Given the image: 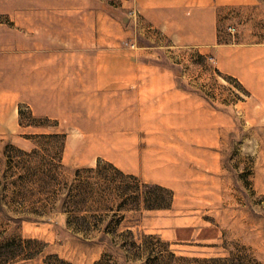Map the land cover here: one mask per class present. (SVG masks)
<instances>
[{
    "label": "rangeland",
    "instance_id": "rangeland-1",
    "mask_svg": "<svg viewBox=\"0 0 264 264\" xmlns=\"http://www.w3.org/2000/svg\"><path fill=\"white\" fill-rule=\"evenodd\" d=\"M216 16L193 45L137 0H0V264H264V0ZM152 73L179 107L141 113Z\"/></svg>",
    "mask_w": 264,
    "mask_h": 264
},
{
    "label": "crops",
    "instance_id": "crops-1",
    "mask_svg": "<svg viewBox=\"0 0 264 264\" xmlns=\"http://www.w3.org/2000/svg\"><path fill=\"white\" fill-rule=\"evenodd\" d=\"M222 1L224 0H137V3H139L140 9L148 21L163 34H171L176 31L181 34L182 38L190 39V44L210 45L216 41L218 36L216 9ZM167 75L160 73L144 74L140 80L139 75H135L134 78L137 77V81L142 83L133 92V97L143 99L141 113H158L169 109L172 111L174 106L179 107L181 105L180 101L183 103L181 91L175 88L174 82L167 81L169 80ZM125 80H129V76H126ZM153 97H157V101L152 100ZM169 122L171 125L177 123L176 120L172 123L171 119ZM131 152L132 154L128 156L133 157L134 151ZM144 160H142V170L146 169L147 165ZM134 165L137 167L138 161H135Z\"/></svg>",
    "mask_w": 264,
    "mask_h": 264
}]
</instances>
